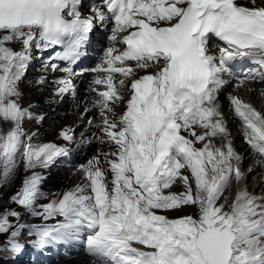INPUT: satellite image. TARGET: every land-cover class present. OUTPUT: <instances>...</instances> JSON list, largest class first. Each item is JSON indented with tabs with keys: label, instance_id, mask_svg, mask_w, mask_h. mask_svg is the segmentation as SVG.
I'll return each instance as SVG.
<instances>
[{
	"label": "snow or ice",
	"instance_id": "obj_1",
	"mask_svg": "<svg viewBox=\"0 0 264 264\" xmlns=\"http://www.w3.org/2000/svg\"><path fill=\"white\" fill-rule=\"evenodd\" d=\"M250 3L100 0L85 16L81 0H0V124L10 126L0 128V185L20 157L27 171L47 169L69 153L65 146L33 143L36 133L23 130L26 120L44 119L20 103L19 84L35 54L59 49L44 68L64 73L54 82L55 96L75 97L74 78L81 75L75 66L90 33L97 23L112 25L109 46L91 69L95 95L85 108L98 110L101 123L94 126L112 150L81 166L83 182L39 210L43 177L33 171L24 180L12 202L44 221L62 218L29 230L34 248L82 240L98 264H264V203L242 191L230 210L218 204L242 173L230 143L212 144L228 135L216 104L224 74L237 79V87L264 80V6ZM245 58L256 67L236 76L231 65ZM231 104L245 142L264 157V116L238 97ZM59 136L73 142L71 129ZM177 182L183 191H169ZM185 206H195L198 217L159 214ZM19 215L0 216V234L9 233V217ZM19 235L20 229L11 231L7 250H23Z\"/></svg>",
	"mask_w": 264,
	"mask_h": 264
},
{
	"label": "bare ground",
	"instance_id": "obj_2",
	"mask_svg": "<svg viewBox=\"0 0 264 264\" xmlns=\"http://www.w3.org/2000/svg\"><path fill=\"white\" fill-rule=\"evenodd\" d=\"M32 74L33 77L29 84L23 83L20 85V91L22 93L20 103L23 108L28 109L34 116H43L46 114V117L39 123H37L35 119L26 120L23 124V130L29 135L36 133V136L33 137V143H53L58 146L68 147L69 152L77 153V151L72 150L71 144H68L60 138L59 134L62 128L67 125L72 129H77L80 133L89 135L84 128L88 116L84 118L82 116V111L88 106L90 96L88 94L84 95L83 98L87 100L84 108L79 103L72 104L71 102L68 103L67 100L50 104L47 100L48 97H52L49 95V83L45 80L42 84L38 83L42 75L36 72ZM81 84H84V82L81 81ZM84 89L85 88H82V90ZM232 93L235 97L243 98L256 108L257 112L264 116V98L262 99L257 93L249 92V90L244 88H237L235 91H232ZM219 106L223 110H227V104L224 98H222ZM54 108H56V112L53 111ZM88 113L92 114V111ZM227 119L229 120V124L226 127L228 135L214 138L212 144L217 148H224L228 143L231 144L234 153L239 157L238 161L233 162L234 166L239 167L242 176L239 181H237L235 177L232 178L229 187L218 201V204L225 205L226 211L230 210V205L235 200L236 195L242 191H246L250 196L257 197L259 203H264V157L257 155L252 148L244 142L243 136L236 132V123L234 120H230L229 113ZM9 127L8 124H0V128L4 131H7ZM201 131L203 130L197 129L198 133ZM232 132L235 133V137L232 135ZM182 134L187 135V133ZM107 146V150L111 151L112 148L108 144ZM196 147L199 148L202 147V145L197 144ZM70 161L72 160L64 156L58 158L56 162L47 169L37 168L26 171L23 158H18L15 172L6 183L0 185V200L5 199V201L11 205V201L6 199L11 196H16L23 187L24 180L30 177L33 171L38 172L43 177L40 184V191L45 193V199H41H44L47 204L51 200L59 198L65 191L83 182V173L75 168L78 161L77 159L75 163H72L70 168L64 167V163H69ZM249 162H251L250 166H248ZM78 163L82 162L78 161ZM185 174L188 173L185 171ZM110 178L109 176V179ZM169 191L181 192L183 191V187L177 182ZM38 201L37 210H39L40 205ZM11 209L18 211L20 214L19 216L25 218L27 221L25 228L24 224H21L23 230L19 228L20 235L17 237V242L24 245V248L19 253H14L10 250L7 251L11 229L9 233L0 234V264H98L96 258L86 252L85 245L82 246V240L58 244L43 252L37 250L32 245L36 237L30 235L29 230L33 226L55 224L62 218L57 217L56 220L44 221L40 217L32 216L26 209L14 202H12ZM9 211L10 209L8 207L6 208L3 202H0V216H3ZM159 214L167 215L169 219H177L189 215L198 217L199 215L198 209L195 206H185L181 209L160 212ZM28 218H32V220L30 221Z\"/></svg>",
	"mask_w": 264,
	"mask_h": 264
},
{
	"label": "rangeland",
	"instance_id": "obj_3",
	"mask_svg": "<svg viewBox=\"0 0 264 264\" xmlns=\"http://www.w3.org/2000/svg\"><path fill=\"white\" fill-rule=\"evenodd\" d=\"M225 111V110H224ZM224 115H225V118H226V121H228V122H226V124H227V126H228V124H229V120L227 119L228 118V113L226 114V113H224ZM223 119V118H222ZM57 122H58V120H57ZM226 125H225V127H227ZM233 133V132H232ZM234 137H235V133H233L232 134ZM235 140V139H234ZM236 141V140H235ZM76 161L74 160H72V161H70L69 163H75ZM251 165V162H249L248 163V166H250ZM12 197V196H11ZM11 197H9L8 199H6V200H8V201H11V205L10 204H8V202H6L5 201V199H1L0 200V202H3L4 203V206L7 208H9L10 209V211H14L13 209H11V206H12V198ZM45 199V198H44ZM44 199H41V200H39L38 201V204H40V205H43V204H46V202H45V200ZM15 209H17V208H15ZM15 212H18V211H15ZM19 213V212H18ZM165 216H167V215H165ZM28 220H32V218H28ZM27 221H26V219L25 218H21V216H19V219L17 220L15 217H9V223L10 224H12L13 225V228H11V231H14V230H16V229H19V228H21L22 230H23V227H20L21 226V224H24V228L26 227V225H27V223H26ZM8 251V250H7Z\"/></svg>",
	"mask_w": 264,
	"mask_h": 264
}]
</instances>
